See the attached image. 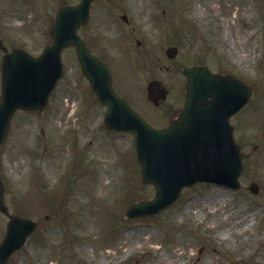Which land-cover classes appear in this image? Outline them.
<instances>
[{"label": "rangeland", "instance_id": "1", "mask_svg": "<svg viewBox=\"0 0 264 264\" xmlns=\"http://www.w3.org/2000/svg\"><path fill=\"white\" fill-rule=\"evenodd\" d=\"M75 1L0 0L5 44L37 54L56 9ZM79 34L109 65L117 90L153 123L181 104L186 56L251 85L253 97L231 117L241 186L196 183L153 216L125 217L153 187L141 181L132 135L101 124L104 108L74 50L65 49L47 106L17 111L0 145L5 203L37 221L6 264H264V0H94ZM171 44L178 51L168 58ZM150 78L168 91L157 106L146 99ZM251 181L257 193L247 189ZM6 220L0 213V238Z\"/></svg>", "mask_w": 264, "mask_h": 264}, {"label": "water", "instance_id": "2", "mask_svg": "<svg viewBox=\"0 0 264 264\" xmlns=\"http://www.w3.org/2000/svg\"><path fill=\"white\" fill-rule=\"evenodd\" d=\"M59 9L51 27L53 42L38 58L13 48L5 52L1 64L0 141L17 108L42 109L56 79L61 74L60 51L74 45L82 71L89 79L98 100L106 106L104 122L109 128L130 131L140 164L141 178L153 185L154 195L131 204L127 217L154 215L176 199L182 187L197 181H210L238 188L241 172L240 147L233 137L229 117L250 97L251 90L230 74L212 73L207 66H182L186 76L185 97L178 117L160 128L148 124L120 97L111 85L106 65L90 53L76 28L85 22L88 4ZM174 47L167 49L173 56ZM159 82L148 84V97L157 102L164 97ZM249 188L257 190L254 183ZM0 211L8 216L0 240V264L18 249L36 227L28 217L8 212L0 180Z\"/></svg>", "mask_w": 264, "mask_h": 264}, {"label": "bare ground", "instance_id": "3", "mask_svg": "<svg viewBox=\"0 0 264 264\" xmlns=\"http://www.w3.org/2000/svg\"><path fill=\"white\" fill-rule=\"evenodd\" d=\"M198 14L199 15H201L202 16V11H198ZM236 16V15H235ZM223 22H222V25L225 27H228V26H230L231 25V19H230V17H229V15L228 16H225L224 18H223ZM224 34H226V33H228V30L227 31H225V32H223ZM102 175L104 176V178H107V173L106 174H104V173H102ZM100 179V178H99ZM226 214H224V216H225ZM245 226H241L240 227V229H243ZM228 232H230V229L229 228H226V229H223V230H220L219 232H218V236L219 235H221V236H223V237H225L226 235H227V233ZM148 237H145V239H147ZM129 248V247H128ZM127 250V249H126ZM102 263H105L106 261L104 260V259H102V261H101ZM169 263V260L167 261V264Z\"/></svg>", "mask_w": 264, "mask_h": 264}]
</instances>
